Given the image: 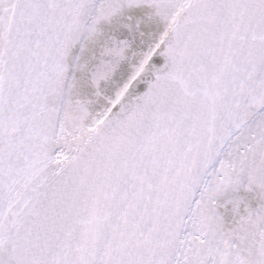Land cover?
Instances as JSON below:
<instances>
[{"label":"snow or ice","instance_id":"obj_1","mask_svg":"<svg viewBox=\"0 0 264 264\" xmlns=\"http://www.w3.org/2000/svg\"><path fill=\"white\" fill-rule=\"evenodd\" d=\"M0 264H264V0H0Z\"/></svg>","mask_w":264,"mask_h":264}]
</instances>
